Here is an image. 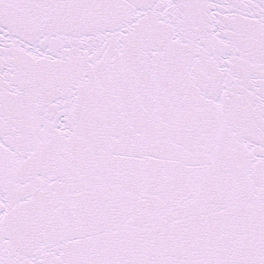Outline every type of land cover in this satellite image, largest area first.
Masks as SVG:
<instances>
[{
  "label": "snow or ice",
  "instance_id": "6c2138e0",
  "mask_svg": "<svg viewBox=\"0 0 264 264\" xmlns=\"http://www.w3.org/2000/svg\"><path fill=\"white\" fill-rule=\"evenodd\" d=\"M0 264H264V0H0Z\"/></svg>",
  "mask_w": 264,
  "mask_h": 264
}]
</instances>
